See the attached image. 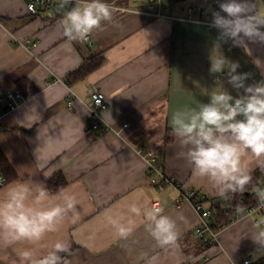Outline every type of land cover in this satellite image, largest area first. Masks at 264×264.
<instances>
[{"label": "crops", "instance_id": "1", "mask_svg": "<svg viewBox=\"0 0 264 264\" xmlns=\"http://www.w3.org/2000/svg\"><path fill=\"white\" fill-rule=\"evenodd\" d=\"M106 2L129 10L114 12L113 19L94 30L87 44L63 35L65 14L57 12L47 19L42 12L29 14L25 0H0V96L14 88L25 95L10 111L0 103V149L17 174L0 187V198L14 182L46 185L53 175L62 173L66 185L55 192L48 190L53 194L66 190L78 202L77 217L69 215L41 241L0 244V264H19L18 253L26 247L36 256L45 254L58 240L75 244L67 264H143L144 253L159 249L145 230L146 217L128 211L132 203L144 211L163 208L176 221L179 264H228L242 258L262 264L259 257L264 256V247L251 235L264 231V226L249 215L220 228L214 243L199 250L195 237L199 214L173 185L159 189L149 181L144 155L153 149L163 173L209 198L206 206L219 197L194 177L191 165L180 155L184 149L172 135L171 116L176 110L207 103L205 91L223 87L238 95L226 74H210V58L223 55L227 61L238 62L237 72L250 74L246 84L264 79L253 63L257 58L264 61V44L247 42L249 54L231 40H220L218 30L209 27L218 0H163L160 16L149 0ZM255 3L264 10L262 0ZM191 5L197 10L189 19ZM200 8L209 13L200 14ZM92 55L103 57L99 67L71 83L64 79ZM94 89L108 100L99 114L106 128L103 133L88 126ZM245 166L252 170V177L259 168L255 161H246ZM109 216L124 222L132 219L133 235L118 239Z\"/></svg>", "mask_w": 264, "mask_h": 264}, {"label": "clouds", "instance_id": "2", "mask_svg": "<svg viewBox=\"0 0 264 264\" xmlns=\"http://www.w3.org/2000/svg\"><path fill=\"white\" fill-rule=\"evenodd\" d=\"M218 8L211 13L209 27L218 30L220 40H231L233 46L244 47L249 54L247 42L264 44V12L257 9L255 0H218ZM115 11L106 0H75L61 21L63 35L69 41L86 43L94 30L113 19ZM210 63V74H226L227 83L238 95L233 96L223 87L205 91L207 103L173 112L171 132L179 138L184 149L180 155L191 165L195 178L219 196L243 193L252 180V170L245 162L255 161L264 171V79L246 84L250 74L238 73L239 63L227 61L223 55L210 58ZM253 63L264 75V61L257 58ZM254 192L264 207V189L255 188ZM77 203L76 197L66 190L53 194L43 182L10 184L0 198V244L41 241L69 215L77 217ZM128 211L146 217L145 230L159 249L144 253L143 264H179L180 232L176 221L160 207L144 211L132 203ZM237 211H243L241 205H237ZM107 219L118 239L128 240L133 235L136 226L132 219ZM256 227L259 229V225ZM251 238L264 247V231H255ZM68 250L69 245L59 240L40 256L26 247L18 253L19 264H67L61 253Z\"/></svg>", "mask_w": 264, "mask_h": 264}, {"label": "built area", "instance_id": "3", "mask_svg": "<svg viewBox=\"0 0 264 264\" xmlns=\"http://www.w3.org/2000/svg\"><path fill=\"white\" fill-rule=\"evenodd\" d=\"M150 7L155 9V15L160 16L161 10L163 9V0H149ZM26 8L29 14L39 15L41 12L45 15L47 19H53L57 12L65 14L69 11L75 4V0H68L67 3H64L63 0H25ZM63 4V6H62ZM116 9L115 13H122L128 11L129 9L121 4L110 3ZM262 7H264V0H262ZM197 10L195 5L188 7L189 19H192L191 13ZM218 3L213 5V11H218ZM200 14L207 15L209 11L207 9L200 8ZM264 12V10H262ZM92 35L89 37L87 44H91ZM31 42L32 46L37 45L35 41ZM25 99V95L22 90L18 88L7 89L2 96H0V103L3 102L4 110L10 111L14 109L22 100ZM71 102H69V106ZM108 106L107 97L98 89H94L92 93V105L90 107V116H89V129H93L99 133L105 131V127L102 125L99 114L100 112ZM2 109H0V114ZM123 126H126V123H123ZM141 151V150H139ZM147 164V176L149 181L155 185L157 188H162L165 184H171L178 190L180 194L184 196L185 199L190 201L194 209L199 214V223L195 228V237L202 239L203 241H214L217 235V231L220 229H214L211 226L210 217L212 214V208L209 205H205L202 201L200 195L194 188H183L181 187L173 177L169 179L162 171L161 166L157 162V154L153 149H148L144 155ZM7 183L6 176L4 175L1 166H0V187ZM261 189H264V183L260 185ZM253 205L246 206L243 208V211H239L238 214L230 219V222L237 220L243 215L253 216L255 221L264 226V207L260 206V202L255 194L253 193L252 197ZM156 206L155 208H157ZM228 264H257L251 258H242V259H231Z\"/></svg>", "mask_w": 264, "mask_h": 264}, {"label": "trees", "instance_id": "4", "mask_svg": "<svg viewBox=\"0 0 264 264\" xmlns=\"http://www.w3.org/2000/svg\"><path fill=\"white\" fill-rule=\"evenodd\" d=\"M103 62L101 55H92L87 57L84 62L75 70L67 74L64 79L71 83L77 79L83 78L89 72L95 70ZM170 139L167 137V141ZM0 166L6 176L7 182L13 180L16 177V171L7 159L6 155L0 149ZM264 175V171L261 168L255 169V174L252 177L251 182L246 186L243 193L229 194L227 196H219L209 200V206L212 208V214L210 217L211 226L214 229L222 228L230 222L231 218H234L239 211H237V205H241L242 208L253 205L252 197L255 188H259L261 183L259 179ZM67 180L62 173H57L47 180L46 185L51 192H55L66 185ZM200 195V194H199ZM202 201L209 198L200 195ZM199 250L207 248L214 241L208 242L202 239L196 238ZM69 250L66 253H61V256L66 259L70 250L75 248V244L69 243ZM257 264L258 261H255Z\"/></svg>", "mask_w": 264, "mask_h": 264}, {"label": "rangeland", "instance_id": "5", "mask_svg": "<svg viewBox=\"0 0 264 264\" xmlns=\"http://www.w3.org/2000/svg\"><path fill=\"white\" fill-rule=\"evenodd\" d=\"M143 1H145V0H141V2H143ZM92 130H93V129H92ZM169 179H171V178H169ZM261 181H264V175L261 176ZM180 186H181V185H180ZM155 187H156V186H155ZM181 187L184 188V186H181ZM253 257H254V259H256V258L258 257V254H254ZM259 258H261L260 260H262L261 263L264 264V256L259 257ZM259 258H257V259H259Z\"/></svg>", "mask_w": 264, "mask_h": 264}]
</instances>
